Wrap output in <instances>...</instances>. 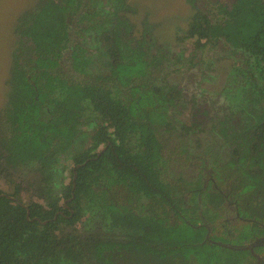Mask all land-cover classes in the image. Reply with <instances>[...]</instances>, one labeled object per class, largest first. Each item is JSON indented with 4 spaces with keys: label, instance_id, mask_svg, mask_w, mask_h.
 <instances>
[{
    "label": "flooded vegetation",
    "instance_id": "obj_1",
    "mask_svg": "<svg viewBox=\"0 0 264 264\" xmlns=\"http://www.w3.org/2000/svg\"><path fill=\"white\" fill-rule=\"evenodd\" d=\"M235 1L218 5L219 12L230 9ZM28 2L25 10L29 12L31 6L33 11L14 20L10 43L6 41L9 49L0 56V90L7 91L5 105L0 109V128H4L0 151L10 156L5 147L9 143H20L17 149L25 150L21 157H9L11 170L1 166L0 200L4 197L13 201L10 207L18 205L26 221L43 225L65 215L69 200L63 197V188L72 185L74 189L76 169L89 160L70 168L69 181L64 186L63 160H81L91 151L90 155L96 156L90 160L95 161L108 145H100L102 150L93 147L97 134L109 122L103 123L90 99H84L73 144L63 146V102L76 86L83 92L78 98L88 94L97 102L104 90L114 92L112 84L117 77L115 73L111 75L113 58L105 47L106 40H111L117 42L125 62L141 61L144 81L158 89L150 96L152 103L158 102L150 115L152 147L156 150L152 172L143 174L134 159L123 161L119 167L133 175L122 177L115 170L106 175L100 170L94 186L96 194L90 196L94 205L88 206L84 198L83 216L72 228L61 221L54 234L63 236L73 229L81 237L89 234L100 248L94 259L86 258L91 264H264V187L251 194L235 190L241 171L236 162L240 153L234 158L236 150L231 147L233 127L222 126L223 120L214 122L208 116L211 111L203 114L201 108L193 110L190 126H184L180 119L186 105L195 102L194 98L187 99L182 85L177 84L176 77L182 73L180 66L201 69L205 64L208 68L206 55L220 46L218 38L189 34L197 14L212 21V4L204 10L198 5L199 0H186L192 20L175 34L173 30L168 39L173 34L177 39L198 38L195 52L205 58L194 55L189 64L180 65L186 57H171L173 42L159 39L160 24L150 20L147 10L151 5L144 0ZM222 46L228 53L233 52L223 41ZM207 48L211 50L206 51ZM205 70L201 72L203 78ZM139 99V95L130 96L129 104ZM71 104L78 106L76 101ZM39 123L52 130L46 133L49 148L45 164L34 150L38 146ZM204 126H208L206 131ZM202 133L210 140L206 136L200 138ZM193 138L199 142H193ZM228 146L230 150H225ZM128 147L133 148L132 153L136 150L132 140ZM0 163L4 164V160ZM133 172L138 173V179ZM1 183L8 189L4 190ZM54 185L60 187L59 193H55ZM55 200L51 219L45 214L54 209ZM165 202L169 207L163 206ZM110 209L113 217L105 214ZM40 215L47 218L42 220ZM69 217L74 219L71 214ZM113 219L121 225L129 219L142 231L128 226L112 227ZM130 234L136 236V245L140 241L132 253L125 246L131 241ZM58 251L54 249L52 254ZM58 260L63 264V257Z\"/></svg>",
    "mask_w": 264,
    "mask_h": 264
},
{
    "label": "trees",
    "instance_id": "obj_2",
    "mask_svg": "<svg viewBox=\"0 0 264 264\" xmlns=\"http://www.w3.org/2000/svg\"><path fill=\"white\" fill-rule=\"evenodd\" d=\"M210 19L211 22L207 17L197 14L189 27L190 36L218 38L232 50L240 51L249 58L248 70H245L249 91L244 89L243 100L245 103L252 102V110L241 126L239 128L237 126L238 129L233 131L231 147H234L232 151L236 150L234 158L240 153L236 162L241 173L239 172L240 178L235 190L239 194H251L264 187V0H236L230 9L219 12L218 18L211 14ZM106 38L107 35L104 36L105 40ZM105 47L107 55L113 58L110 60L111 75L115 73L117 77L112 84L114 92L104 90L99 95L100 101L97 102L88 94L78 98L83 92L77 89V86L70 91L66 100L68 103L63 102V146L68 147L73 144L75 130L82 118L81 102L88 98L92 103V109L100 115L102 122H109V125L100 127L93 147L108 144L107 148L95 161L90 160L96 156V154L90 155L91 151L81 156L80 163L89 161L76 169L74 189L72 185L63 188V197L69 200L66 203L67 212L63 217L59 216L56 221H50L45 225L36 221H26L18 205L10 207L13 201L1 198L0 264H47L49 261L60 264L58 259L61 257H63V264H91L86 258L94 259L100 249L97 244H93L91 236L88 234L81 237L74 229L63 236H57L54 231L58 223L63 221V224L72 228L73 224L83 216L81 211L83 199L86 198L88 206L94 205L90 196L96 194L94 186L98 184L100 170L103 169L106 175L112 170L122 177L133 175L120 170L119 167H122L123 161L126 163L127 160L134 159L141 166L143 174L150 175L152 172L151 164L156 158V150L152 147L154 141L150 134L152 125L150 115H152L154 104L158 102L152 103L150 96L158 89L144 81L141 61L135 59L125 62L117 42L106 40ZM240 72L243 74L242 70ZM222 93L224 94L223 91ZM134 95H139L140 99L131 105L129 104L130 96ZM224 95L227 99L229 98L226 94ZM74 101L77 102L80 110L78 106L71 104ZM27 121L34 127L32 120ZM36 130L38 146L34 150L44 163L49 148L46 133L52 130L42 123L38 124ZM129 140L136 145L133 153V148L128 147ZM17 144L20 143H9L5 146L11 158L21 157L25 153L24 149H17ZM10 156H7L4 151L0 152V160H4V164L0 163V171L1 166L7 170L13 168L10 165ZM133 173L135 179H138V173ZM56 202V200L53 202L54 209L45 214H48L47 216L51 219L54 217ZM163 206L169 207V204L165 202ZM112 212L113 209H110L105 214L112 216ZM70 214L73 215V220L69 217ZM47 216L39 217L43 220ZM113 220L115 222L111 224L112 227L128 226L132 230L142 231L141 227H136L137 224L130 223L129 219L125 222L126 225ZM158 222L162 227L164 226L162 220ZM148 225L153 226L150 222ZM135 232L138 233L136 230ZM128 237L131 241L125 246L129 253L135 252L140 241L136 240L138 242L136 245L133 240L136 236L130 234ZM137 239L141 240V237ZM57 248L59 251L52 254V251Z\"/></svg>",
    "mask_w": 264,
    "mask_h": 264
},
{
    "label": "rangeland",
    "instance_id": "obj_3",
    "mask_svg": "<svg viewBox=\"0 0 264 264\" xmlns=\"http://www.w3.org/2000/svg\"><path fill=\"white\" fill-rule=\"evenodd\" d=\"M29 0H0V56L3 55V50L9 49L6 45V41L10 43L9 33L11 31L14 20L17 17H26L28 13L33 11L30 6L29 12L25 9L29 6ZM151 5V9L147 10L152 22L160 24V35L161 41L169 42L172 41L171 47V57L180 58L182 55L186 57L184 62H180V65L189 64V58L194 55L197 59L204 57L200 52H195L194 43L197 41L181 36L178 39L174 38L175 31L179 29H184L188 25V22L192 20V10L191 6L186 0H144ZM158 1V2H157ZM232 0H199L198 4L206 10L210 6V13L216 18L219 16L218 5L229 4ZM160 9V10H159ZM165 9V10H164ZM172 11V12H171ZM27 12V13H25ZM178 25V26H177ZM174 34L171 39H168ZM157 35V36H158ZM201 43V42H200ZM211 50L207 48L206 51ZM232 53H228L226 48L222 46V41H220V46L213 52L206 55V63H209V67L203 64L201 69L199 67L192 66H180V72L176 77L178 85H182L184 89V95L187 99L194 98L195 102H190L186 105V109L180 114V119L184 121V126H190L192 119V112L194 109L201 108V112L205 114L206 110L211 111L208 116L212 118L214 122H220L223 120L222 126L228 128L233 127L232 131L237 130L241 124L244 122L245 117L252 110V102H244V89L249 91L247 88L245 70H248L249 58L240 51L232 50ZM226 52V53H224ZM169 57V56H168ZM170 58V57H169ZM1 66V61H0ZM206 69V70H205ZM205 70L206 77L203 78L202 71ZM243 71V74L240 72ZM249 74V72H248ZM10 91V89H9ZM226 94L229 98L225 99ZM7 91L4 93L0 90V108L2 110L6 101ZM208 95V96H207ZM235 126V127H234ZM238 126V128H236ZM4 128H0V141L3 138ZM208 129V126H204V131ZM208 136L205 133L199 134L200 138ZM223 137V136H222ZM224 139V137H223ZM198 140L193 138V142ZM199 142V141H198ZM209 142V141H208ZM102 146H99L98 150H102ZM223 148H225V143L223 141ZM228 146V149L230 150ZM76 151V149H75ZM1 152V151H0ZM80 164L79 158H72L68 161L63 160V186L69 181L70 176L69 170L72 167L78 166ZM57 180H54L56 182ZM4 190L8 187L1 183ZM55 193L60 192L59 186H53ZM64 202V200H63ZM66 229V228H63Z\"/></svg>",
    "mask_w": 264,
    "mask_h": 264
},
{
    "label": "crops",
    "instance_id": "obj_4",
    "mask_svg": "<svg viewBox=\"0 0 264 264\" xmlns=\"http://www.w3.org/2000/svg\"><path fill=\"white\" fill-rule=\"evenodd\" d=\"M1 109V108H0Z\"/></svg>",
    "mask_w": 264,
    "mask_h": 264
}]
</instances>
